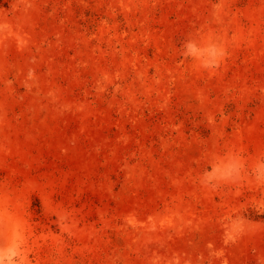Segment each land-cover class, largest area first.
Here are the masks:
<instances>
[{
  "label": "rangeland",
  "instance_id": "1",
  "mask_svg": "<svg viewBox=\"0 0 264 264\" xmlns=\"http://www.w3.org/2000/svg\"><path fill=\"white\" fill-rule=\"evenodd\" d=\"M0 264H264V0H0Z\"/></svg>",
  "mask_w": 264,
  "mask_h": 264
},
{
  "label": "clouds",
  "instance_id": "2",
  "mask_svg": "<svg viewBox=\"0 0 264 264\" xmlns=\"http://www.w3.org/2000/svg\"><path fill=\"white\" fill-rule=\"evenodd\" d=\"M209 174L208 173H205V176H208Z\"/></svg>",
  "mask_w": 264,
  "mask_h": 264
}]
</instances>
